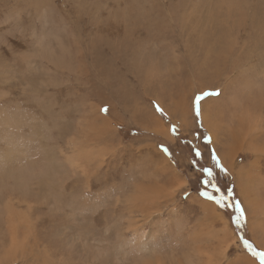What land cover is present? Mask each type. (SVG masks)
Returning <instances> with one entry per match:
<instances>
[{
  "label": "rangeland",
  "instance_id": "1",
  "mask_svg": "<svg viewBox=\"0 0 264 264\" xmlns=\"http://www.w3.org/2000/svg\"><path fill=\"white\" fill-rule=\"evenodd\" d=\"M242 237L264 251V0H0V264H259Z\"/></svg>",
  "mask_w": 264,
  "mask_h": 264
},
{
  "label": "snow or ice",
  "instance_id": "2",
  "mask_svg": "<svg viewBox=\"0 0 264 264\" xmlns=\"http://www.w3.org/2000/svg\"><path fill=\"white\" fill-rule=\"evenodd\" d=\"M219 91L216 92H208L204 93L202 95H197L194 100L195 105V113L196 116H200V102L203 99V96L207 95H219ZM103 111L107 112V108H104ZM156 111L159 112L162 116H166L164 113V110L159 106L156 105ZM173 134L178 133V129L173 126L172 128ZM162 150L167 153L169 149L166 146L161 145ZM195 156L200 157L201 152L196 149L195 150ZM211 159L213 161V164L216 168H219L221 172H226L227 170L223 167L221 164L218 156L215 153V150H212L211 152ZM202 173V178L200 179V184L202 185V188L200 189V195L203 197H207L209 200L215 201L217 205H219L221 208H227L233 210V221L236 224L238 228L243 226L246 222V216H245V210L241 204V202L236 199L235 192L233 188H226L224 191L221 190V186L218 182V176L214 172L213 167L204 166L200 169ZM211 187L214 189L216 193L219 195H212L210 192L207 191L208 187ZM243 244L247 248L251 254L258 258L259 264H264V251H258L252 243H250L247 239H243Z\"/></svg>",
  "mask_w": 264,
  "mask_h": 264
},
{
  "label": "bare ground",
  "instance_id": "3",
  "mask_svg": "<svg viewBox=\"0 0 264 264\" xmlns=\"http://www.w3.org/2000/svg\"><path fill=\"white\" fill-rule=\"evenodd\" d=\"M218 123V122H217ZM213 126V125H212ZM252 126V125H251ZM214 127V126H213ZM256 132H258V131H256ZM248 136H252V133L251 134H246V137H248ZM251 141V140H250ZM239 144V143H238ZM243 144H241V146H242ZM249 146V145H248ZM165 161V160H164ZM160 164L158 165V164H156V165H158V166H162L163 167V165L165 164L166 165V163H164L163 161L162 162H160V161H158ZM169 166H167V168H168ZM262 182V181H261ZM247 191H248V197H249V199H252V194L251 193H253V191H252V189H245V192H244V190H243V196L246 198V196H247ZM248 199V203L249 204H251V203H253L251 200H249ZM251 201V202H250ZM253 205H255V204H253ZM201 206H202V208L204 209V211H205V209H206V211L207 212H211V213H213L214 211L215 212H217L218 210H217V207H216V205L215 204H212V203H209V202H204V201H202V203H201ZM249 208H250V206H248ZM254 207L255 206H253V209L252 210H254ZM257 208V207H256Z\"/></svg>",
  "mask_w": 264,
  "mask_h": 264
},
{
  "label": "trees",
  "instance_id": "4",
  "mask_svg": "<svg viewBox=\"0 0 264 264\" xmlns=\"http://www.w3.org/2000/svg\"><path fill=\"white\" fill-rule=\"evenodd\" d=\"M219 183H221V182H219ZM222 184V183H221ZM222 186V185H221ZM226 188H229V185H227V186H225V189ZM235 190V189H234ZM208 192H210L212 195H219L218 193H216L215 191H214V189H212V188H210V190H207ZM236 191V190H235ZM236 199H237V197H236Z\"/></svg>",
  "mask_w": 264,
  "mask_h": 264
}]
</instances>
